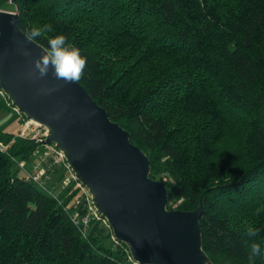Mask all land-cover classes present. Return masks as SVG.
Here are the masks:
<instances>
[{
  "label": "trees",
  "instance_id": "obj_1",
  "mask_svg": "<svg viewBox=\"0 0 264 264\" xmlns=\"http://www.w3.org/2000/svg\"><path fill=\"white\" fill-rule=\"evenodd\" d=\"M0 10L87 57L77 82L148 157L167 209L203 205L213 264H264V252L251 256L252 244L264 248V0H0ZM35 42L47 48V37ZM0 141V264H135L103 217L80 225L82 185L56 196L57 181L44 192L25 179L15 162L30 169L39 143Z\"/></svg>",
  "mask_w": 264,
  "mask_h": 264
},
{
  "label": "water",
  "instance_id": "obj_2",
  "mask_svg": "<svg viewBox=\"0 0 264 264\" xmlns=\"http://www.w3.org/2000/svg\"><path fill=\"white\" fill-rule=\"evenodd\" d=\"M26 36L17 12L0 10V91L25 120L47 131L41 144L62 153L132 261L213 264L202 250L201 202L194 211L168 210L167 189L149 177L148 157L85 88L77 81L56 80L51 72L44 78L28 77L45 48ZM42 88L56 91L42 95Z\"/></svg>",
  "mask_w": 264,
  "mask_h": 264
},
{
  "label": "clouds",
  "instance_id": "obj_3",
  "mask_svg": "<svg viewBox=\"0 0 264 264\" xmlns=\"http://www.w3.org/2000/svg\"><path fill=\"white\" fill-rule=\"evenodd\" d=\"M48 28L45 25L33 23L25 39L35 41L41 37H47V48L42 51L40 57L34 60L33 71L28 73L30 79L44 78L51 72L56 80L72 83L79 81L87 68V57L83 56L80 50L70 46L67 36L60 34L48 37ZM28 55L27 52L24 53ZM55 88H42L40 94L50 95ZM250 236H255V231L249 232ZM264 252L260 244H252L251 256L256 257Z\"/></svg>",
  "mask_w": 264,
  "mask_h": 264
},
{
  "label": "built area",
  "instance_id": "obj_4",
  "mask_svg": "<svg viewBox=\"0 0 264 264\" xmlns=\"http://www.w3.org/2000/svg\"><path fill=\"white\" fill-rule=\"evenodd\" d=\"M0 99L7 102L4 94L0 91ZM47 131L39 126L38 124L24 120L23 128L20 134L18 135L21 138H28L34 140L35 142L41 144ZM7 145L0 141V152L5 153ZM18 170L22 171L25 175V179L31 181L39 187L44 192H49L51 187L47 186V180H49V171L57 168L60 170V167L65 168L64 173L62 174L61 180L58 182V185L55 189L54 195H58L61 191L66 190L72 185L81 186V184L75 179L72 172H70L69 167L66 165L64 157L60 151L55 147L41 156H36L35 164L30 169L26 168L24 161L15 162ZM87 214L81 219L80 225H87L91 219H101L100 214L94 209L90 197L87 199Z\"/></svg>",
  "mask_w": 264,
  "mask_h": 264
},
{
  "label": "rangeland",
  "instance_id": "obj_5",
  "mask_svg": "<svg viewBox=\"0 0 264 264\" xmlns=\"http://www.w3.org/2000/svg\"><path fill=\"white\" fill-rule=\"evenodd\" d=\"M9 11H12V10H9ZM6 98V97H5ZM7 100V99H6ZM3 102L5 103V106L7 107V108H9V109H13L14 111H15V113H17L16 112V110L14 109V108H12V106L10 105V103H9V101L7 100V102H5L4 100H3ZM13 111V112H14ZM13 112H12V110H8V111H5V114L6 115H8V116H13ZM15 117H16V115H15ZM19 119V118H18ZM15 120H17V119H15ZM7 119H5L3 122H5V123H7ZM12 121H13V119H12ZM11 121V122H12ZM13 122H15V121H13ZM4 123V124H5ZM1 124V126L2 125H4V124H2V123H0ZM13 125H15V126H18L19 124L18 123H14ZM8 126H11L10 124H8L7 123V127ZM4 128L3 129H5V126H3ZM227 134L230 136V141H229V143H232L234 140H236L237 138H238V131L237 130H235V129H230L228 132H227ZM51 148H53V145H50V146H45V145H43V144H39L38 145V147H37V150H36V152H35V154H34V158L36 157V156H41V155H44V154H46V153H48L50 150H51ZM67 165V164H66ZM13 169L14 170H16V168H15V166L13 165ZM70 172H71V170H70ZM62 174H63V172L60 170L59 171V173H57L56 175H55V181H53L54 183H51V182H48V180H47V182H48V186L49 187H51L53 184H56V181L57 182H59V177L58 176H62ZM84 189V191L88 194V192H87V190L85 189V188H83ZM80 190V189H79ZM111 230H109V228L107 229L106 228V230H105V232L107 233V236L108 237H112V233L110 232ZM111 233V234H110ZM109 240H107V241H105L104 243H105V246H108V244H109V242H108Z\"/></svg>",
  "mask_w": 264,
  "mask_h": 264
},
{
  "label": "crops",
  "instance_id": "obj_6",
  "mask_svg": "<svg viewBox=\"0 0 264 264\" xmlns=\"http://www.w3.org/2000/svg\"><path fill=\"white\" fill-rule=\"evenodd\" d=\"M8 110H12V112L14 111L13 109H9V108H0V123H2V124H4L5 122H3L5 119H7L8 121H7V123L8 124H10L11 126H8L7 127V123H5L4 125H2L1 126V124H0V132H3V133H6V134H13V135H19L20 134V132L22 131V128H23V124H24V121H23V119L20 117V116H18L17 115V113H15V111L13 112V116H8V115H6L5 114V111H8ZM15 115H16V117H15ZM19 118V119H18ZM12 119H13V121H15V122H13L12 121ZM15 119H17V120H15ZM12 121V122H11ZM14 123H18L19 125L18 126H15V125H13ZM3 126H5V129H3L4 127ZM34 160H35V158H34ZM62 171V170H61ZM63 172V171H62ZM58 173H59V171H58ZM64 173V172H63ZM55 175H56V173L55 174H53V175H51V177H50V181L51 182H53V181H55L54 179V177H55ZM59 177V176H58Z\"/></svg>",
  "mask_w": 264,
  "mask_h": 264
}]
</instances>
